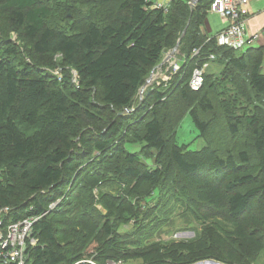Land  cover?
I'll return each instance as SVG.
<instances>
[{
  "label": "trees",
  "instance_id": "obj_1",
  "mask_svg": "<svg viewBox=\"0 0 264 264\" xmlns=\"http://www.w3.org/2000/svg\"><path fill=\"white\" fill-rule=\"evenodd\" d=\"M92 1L87 17L78 21L83 26L70 33L49 24L51 9L41 0H0V14L7 12L4 17L9 19L6 29L0 27V220L7 227L27 217L35 219L32 236L37 244L27 249L26 264H90L87 260L95 261L98 252L105 251L110 241H103L93 257L79 261L76 250L84 244L76 243L81 236L75 234L77 240L70 238L65 246L49 217L68 208L70 196L80 190L77 183L83 185L81 179L88 172L98 181V167L104 164L112 165L117 175L135 180V187L155 184L175 172L174 180L180 181L192 204L207 205L234 221L243 216L244 225L252 222V200L264 195V47L233 50L217 46L214 40L205 42L203 30L212 0H198L192 11L191 0H170L167 10L153 6L151 0ZM186 26L179 44L184 57L180 68L167 84L148 86L142 104L134 105L140 87ZM13 32L21 45L11 39ZM194 47H201L200 53L191 57ZM210 53L215 59L204 71L202 87L193 90L189 87L192 71ZM55 54L63 67L73 68L78 75L80 86L69 93L62 83L69 81L66 75L56 76L41 62L28 59ZM212 64L220 66L218 72L210 69ZM218 75L229 77L240 104L245 105L244 114L235 113L227 98L218 102L226 97L214 90L220 83ZM94 91L99 105L92 112ZM177 102L182 105L178 110L172 106ZM221 104L229 105L220 110ZM125 109L133 110L119 115ZM103 110L113 112L107 123ZM186 112L203 139L200 149L190 150L176 140V127ZM82 116L93 125H83ZM248 128H252L251 152L234 144L237 138H246ZM129 130L141 145L156 151L155 167L144 166L139 155L123 145ZM93 151L98 153V167L90 168ZM66 188H70L67 197L47 216L48 206ZM105 197L100 204L112 207ZM103 228L111 233L108 221ZM237 230L238 241L250 245L252 254L264 249L260 237L244 231L242 224ZM230 242L222 254L197 243L176 242L162 255L141 249L121 253V258L139 257L146 264H165L167 258L172 264L204 258L240 264L233 260L234 240ZM0 264L15 263L0 260Z\"/></svg>",
  "mask_w": 264,
  "mask_h": 264
},
{
  "label": "rangeland",
  "instance_id": "obj_2",
  "mask_svg": "<svg viewBox=\"0 0 264 264\" xmlns=\"http://www.w3.org/2000/svg\"><path fill=\"white\" fill-rule=\"evenodd\" d=\"M42 3L49 5L51 9V15L49 24L54 28L66 29L70 33L80 29L83 24L78 23L80 19L87 17L88 10L93 6L92 0H41ZM8 13L4 12L0 14V27L4 29L9 25V19L6 16ZM85 19V18H84ZM83 19V20H84ZM204 31V30H203ZM11 39L17 45L20 44V37L16 32L11 34ZM181 42V40H180ZM27 44V42H26ZM180 44V43H179ZM257 47H264V43H258ZM26 48L28 46L26 45ZM25 49V48H24ZM171 49L168 48L164 51L162 59ZM27 53V50H25ZM181 46L179 45L171 58L164 62L160 66H156L153 70L154 79L149 86L154 83L157 84L164 82L165 84L171 78L173 73L170 68L169 62L178 59V62L182 63L181 58ZM44 57V58H43ZM29 60L39 61L43 64V67L48 71H51L54 75H66L69 81L62 82L65 90L69 93V90L73 86H80V81L77 73L73 68L63 67L61 64L60 55H33L28 57ZM161 59V61H162ZM49 60H51L49 62ZM160 61V62H161ZM214 64L210 69H214V72H218V68H214ZM264 69V62H263ZM220 78V83L215 87V91L220 95H226V97L218 98V102H224L227 98V102L233 103L235 113L244 114L245 105L240 104L237 93L234 92L233 85L228 76ZM200 89V88H199ZM198 89V90H199ZM196 90V91H198ZM204 90V89H203ZM203 91L198 93L200 95ZM91 105L89 109L92 112L96 111L94 105H99L98 94L96 91L91 93ZM144 99V94L141 100V104ZM140 94L135 95L133 104H139ZM172 103V102H170ZM140 104V105H141ZM229 104H221L220 110L227 107ZM176 110L180 109L182 105L177 102L172 104ZM226 109V108H225ZM175 110V111H176ZM104 121L107 123V119L112 115L111 110H103ZM113 113V112H112ZM220 113H223L220 111ZM85 116V115H84ZM82 116L83 125H93L92 122H88L86 117ZM217 126H223V123ZM140 126H137L139 128ZM199 132L196 129L189 112H186L181 121L176 127V140L178 144H187L188 149L197 150L203 146V139L198 136ZM128 138L124 142V146L130 150V152L137 153L144 166L155 167V150L149 149L141 145L140 140L134 135L133 130H129L127 134ZM252 128H248L246 138H237L234 144L239 148H246L250 152L252 151ZM232 144V141H230ZM98 153L93 151L89 161V165L92 168L96 165V157ZM120 158L121 155H120ZM105 160L101 159L100 162ZM85 165V164H84ZM97 179L93 180L94 173L88 172V176L82 177L81 181L83 185L78 188L70 196V204L68 208H64L63 211L55 215H50L51 210L56 208L57 203L67 197V192L70 188H66L64 195L58 199L55 203L48 206L46 215L54 220V225L58 233V239L66 246V241L70 238L77 240L75 234L80 235L79 242L84 244L81 250H76V255H79L81 260L86 261L93 257L97 247L102 246V242L110 241L105 247V251L97 254V260L93 261L95 264H146L139 257H131L128 259H122L121 253H134L137 250L146 249L151 251L152 255H162L166 252L167 248H170L172 243L190 244L196 243L203 248H212L214 252L222 254L221 249L227 247L231 240L233 242V249L235 250V257L233 260L240 264H264V249L257 254L251 253L250 245H242L238 241L236 233L237 225L242 224L244 231L250 234H254L264 243V195L262 198H253L252 207L254 217L252 222L247 225L243 223V216L234 221L223 212L213 210L211 207L199 204H192L187 196L184 194L180 181L174 180L177 176L175 172H172L168 176L160 179L157 183H143L138 187H135V180L124 178L117 175L113 170L112 165H105L99 169L98 167ZM83 190L82 193L80 191ZM106 196L113 202L112 207H104L100 204V198ZM96 209L95 211L93 210ZM70 224V222H72ZM108 221L111 228V233H106L103 228V223ZM91 228H87V227ZM6 227L0 225V231L4 233ZM233 236L234 239H230ZM214 239H213V238ZM79 238V237H78ZM217 239V241L215 240ZM224 239H227L223 242ZM90 241H92L90 243ZM224 243V244H223ZM237 243V244H236ZM264 246V244H263ZM197 249V247H196ZM118 251V252H117ZM117 252L118 255L114 253ZM70 253V252H69ZM75 254V252H72ZM70 253V255H73ZM218 253V254H219ZM92 261V260H88ZM76 263V262H75ZM74 263V264H75ZM85 264V263H83ZM165 264H172L171 258L165 260ZM190 264H234L226 263L214 258H204L192 262Z\"/></svg>",
  "mask_w": 264,
  "mask_h": 264
},
{
  "label": "built area",
  "instance_id": "obj_3",
  "mask_svg": "<svg viewBox=\"0 0 264 264\" xmlns=\"http://www.w3.org/2000/svg\"><path fill=\"white\" fill-rule=\"evenodd\" d=\"M153 6L168 9L170 0H151ZM251 0H212L209 12L216 13L229 22L228 25L213 36L206 35V41L214 40L217 46L233 50H242L257 45L264 40V27L255 32L247 31L249 3ZM201 47H194L191 57L200 53ZM215 55L210 53L203 58L201 65L196 66L189 79V87L198 90L204 82V71L209 66ZM184 58H182L183 62ZM182 64V63H181ZM178 59L169 62V67L175 73L181 66ZM35 221L27 217L7 225L4 233L0 231V260L3 263L26 264L27 249L37 244V239L32 236V225ZM0 225L2 222L0 220ZM88 261V260H87ZM95 264L93 261H88ZM118 264V263H114Z\"/></svg>",
  "mask_w": 264,
  "mask_h": 264
},
{
  "label": "crops",
  "instance_id": "obj_4",
  "mask_svg": "<svg viewBox=\"0 0 264 264\" xmlns=\"http://www.w3.org/2000/svg\"><path fill=\"white\" fill-rule=\"evenodd\" d=\"M228 22L226 18L208 11L204 25V34L213 36L225 28ZM246 27L248 32L259 31L264 27V0L250 1ZM259 43H264V40H260Z\"/></svg>",
  "mask_w": 264,
  "mask_h": 264
},
{
  "label": "water",
  "instance_id": "obj_5",
  "mask_svg": "<svg viewBox=\"0 0 264 264\" xmlns=\"http://www.w3.org/2000/svg\"><path fill=\"white\" fill-rule=\"evenodd\" d=\"M198 0H191L190 1V7H191V11H192V8L194 6V4L197 2ZM190 22V19L188 20V24ZM187 24V26H188ZM187 26L184 28L183 32L181 33L179 39L177 40L175 46L166 54V56L162 59V61L157 65V66H160L162 65L164 62L168 61L171 56L174 55L177 47L179 46V43H180V40L182 39V37L184 36L185 32H186V29H187ZM155 69V68H154ZM153 69V70H154ZM153 70L151 71L150 75L148 76V78L146 79L145 83L140 87L139 89V94H140V102L138 104V106L141 104V100H142V97H143V94H144V91L145 89L152 83L153 81V78H152V75H153ZM130 110H133V109H125L123 112L119 113V115L121 114H124L126 112H129Z\"/></svg>",
  "mask_w": 264,
  "mask_h": 264
},
{
  "label": "bare ground",
  "instance_id": "obj_6",
  "mask_svg": "<svg viewBox=\"0 0 264 264\" xmlns=\"http://www.w3.org/2000/svg\"><path fill=\"white\" fill-rule=\"evenodd\" d=\"M154 74V73H153ZM152 78L154 79L155 77H154V75H152Z\"/></svg>",
  "mask_w": 264,
  "mask_h": 264
}]
</instances>
